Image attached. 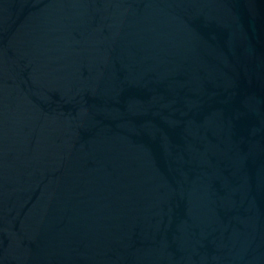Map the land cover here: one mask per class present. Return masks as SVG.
<instances>
[{"label":"water","instance_id":"95a60500","mask_svg":"<svg viewBox=\"0 0 264 264\" xmlns=\"http://www.w3.org/2000/svg\"><path fill=\"white\" fill-rule=\"evenodd\" d=\"M0 264H264V0H0Z\"/></svg>","mask_w":264,"mask_h":264}]
</instances>
